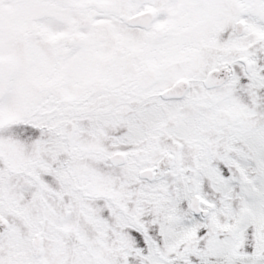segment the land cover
Segmentation results:
<instances>
[{"label": "snow or ice", "instance_id": "obj_1", "mask_svg": "<svg viewBox=\"0 0 264 264\" xmlns=\"http://www.w3.org/2000/svg\"><path fill=\"white\" fill-rule=\"evenodd\" d=\"M0 264H264V0H0Z\"/></svg>", "mask_w": 264, "mask_h": 264}]
</instances>
